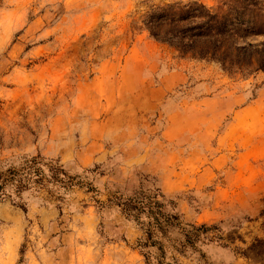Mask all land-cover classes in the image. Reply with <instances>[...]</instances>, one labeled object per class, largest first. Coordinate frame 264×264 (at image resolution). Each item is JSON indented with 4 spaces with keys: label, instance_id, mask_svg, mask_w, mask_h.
I'll return each mask as SVG.
<instances>
[{
    "label": "rangeland",
    "instance_id": "1",
    "mask_svg": "<svg viewBox=\"0 0 264 264\" xmlns=\"http://www.w3.org/2000/svg\"><path fill=\"white\" fill-rule=\"evenodd\" d=\"M174 1L0 0V175L40 168L0 194V264H264V72L134 27Z\"/></svg>",
    "mask_w": 264,
    "mask_h": 264
},
{
    "label": "trees",
    "instance_id": "2",
    "mask_svg": "<svg viewBox=\"0 0 264 264\" xmlns=\"http://www.w3.org/2000/svg\"><path fill=\"white\" fill-rule=\"evenodd\" d=\"M134 27L146 30L155 41L174 49L180 58L215 62L229 74L264 72V39L246 40L251 32L264 35V0H225L217 7L198 0L152 4L140 25L135 23ZM38 163L32 157L19 170L8 169L6 175H0V194L11 180L17 182V190L29 180H40ZM53 171L56 175L61 172L57 166H53ZM151 233L148 227L147 235Z\"/></svg>",
    "mask_w": 264,
    "mask_h": 264
}]
</instances>
